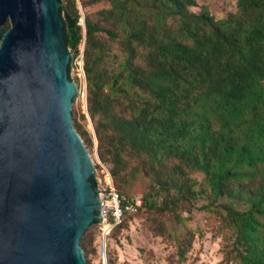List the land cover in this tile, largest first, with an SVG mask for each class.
<instances>
[{"label":"trees","instance_id":"obj_1","mask_svg":"<svg viewBox=\"0 0 264 264\" xmlns=\"http://www.w3.org/2000/svg\"><path fill=\"white\" fill-rule=\"evenodd\" d=\"M59 1L73 58L84 42L87 111L122 206L142 181L113 234L139 216L184 264L199 214L221 236L223 264H264V0H236L218 19L191 11L196 0H107L84 28L77 0ZM96 224L79 241L88 264Z\"/></svg>","mask_w":264,"mask_h":264},{"label":"water","instance_id":"obj_2","mask_svg":"<svg viewBox=\"0 0 264 264\" xmlns=\"http://www.w3.org/2000/svg\"><path fill=\"white\" fill-rule=\"evenodd\" d=\"M61 4L0 0V264H88L79 241L100 223Z\"/></svg>","mask_w":264,"mask_h":264},{"label":"rangeland","instance_id":"obj_3","mask_svg":"<svg viewBox=\"0 0 264 264\" xmlns=\"http://www.w3.org/2000/svg\"><path fill=\"white\" fill-rule=\"evenodd\" d=\"M196 3L195 6L189 7L191 11L197 12L201 5H206L217 19L226 16L228 12L236 10V0H196ZM77 5L81 25L84 28V17L87 13H93L106 8L109 4L107 0H100L83 6L81 0H77ZM83 48L84 42L81 43L78 55L74 58L73 53L68 49L71 53L69 77L77 85V93L73 99L72 108L76 109L79 121L92 134L93 141L89 154L94 163L93 176L96 189L102 190L108 187V185L112 184L114 186V184L107 166L98 155L97 140L87 111ZM95 163H97V166ZM134 184V195L141 197L140 188L142 181L136 180ZM199 202H202V200ZM194 217V221H198L199 224L203 223L202 233L195 232L191 247L186 253L183 263L223 264L222 253L220 251L221 236L207 223L206 218L201 221L199 214H196ZM96 226H93L96 228H93L94 239L92 241L95 251L88 255L91 264H110V262L112 264H177V255L173 241L152 233L139 216H133L129 220L127 228L122 229L116 234H113V227L105 239L104 246L100 238V225L97 223Z\"/></svg>","mask_w":264,"mask_h":264},{"label":"built area","instance_id":"obj_4","mask_svg":"<svg viewBox=\"0 0 264 264\" xmlns=\"http://www.w3.org/2000/svg\"><path fill=\"white\" fill-rule=\"evenodd\" d=\"M81 24V18H79ZM99 209H100V238L103 243L111 229L120 222L124 210L135 211L141 204V197L136 196L131 203L122 206L120 196L115 187L110 184L104 189H99Z\"/></svg>","mask_w":264,"mask_h":264}]
</instances>
